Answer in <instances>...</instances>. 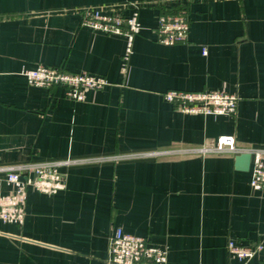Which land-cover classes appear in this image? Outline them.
<instances>
[{"label": "crops", "instance_id": "1", "mask_svg": "<svg viewBox=\"0 0 264 264\" xmlns=\"http://www.w3.org/2000/svg\"><path fill=\"white\" fill-rule=\"evenodd\" d=\"M182 6L188 40L158 42V16ZM94 9L139 11L125 70L126 36L83 24ZM39 64L110 84L75 101L28 83ZM169 89L237 93V112H183ZM223 135L264 147V0H0V166L80 160L18 183L0 172V264H110L117 227L165 247L167 264H242L230 241L261 243L252 262H264L251 159L242 169V152L191 151Z\"/></svg>", "mask_w": 264, "mask_h": 264}, {"label": "built area", "instance_id": "2", "mask_svg": "<svg viewBox=\"0 0 264 264\" xmlns=\"http://www.w3.org/2000/svg\"><path fill=\"white\" fill-rule=\"evenodd\" d=\"M83 24L106 34L125 35L127 47L124 54V67L133 52V42L142 28L139 11L135 10L131 15L124 16L117 13H104L94 9L85 11ZM191 20L186 7H179L173 11L162 13L158 16L156 25L157 41L174 45L188 40ZM205 52V50H204ZM24 75L29 84L39 87L63 86L66 95L75 101L85 99L88 90H100L110 82L104 76L88 72H68L63 67L47 66L39 64L24 70ZM164 97L178 110L187 113L203 114H229L237 112L240 97L237 93L225 90H199L190 91L182 89H169L164 92ZM191 151L202 155L208 153H222L224 151L242 152L251 154V177L249 184L256 191L264 190V147L240 148L236 145L234 136L223 135L217 139L214 146H197ZM171 150L151 151L143 154H131L137 156H155L170 153ZM80 160L65 159L51 160L47 162H28L21 165L0 166V172L5 173L9 182H20L22 174L27 177L36 172L50 168L57 169L60 166L76 164ZM30 179V178H28ZM263 245H242L235 241L228 244L231 255L242 264H264L262 261L252 262L253 257ZM167 249L152 244L144 235L134 234L115 228L109 238L108 261L110 264H167Z\"/></svg>", "mask_w": 264, "mask_h": 264}, {"label": "water", "instance_id": "3", "mask_svg": "<svg viewBox=\"0 0 264 264\" xmlns=\"http://www.w3.org/2000/svg\"><path fill=\"white\" fill-rule=\"evenodd\" d=\"M251 154L243 153L239 156V163L241 164L242 169H248L250 165Z\"/></svg>", "mask_w": 264, "mask_h": 264}]
</instances>
